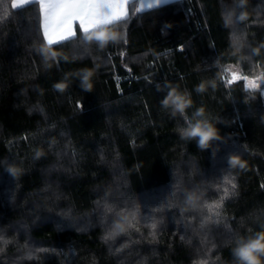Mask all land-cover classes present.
<instances>
[{
  "label": "trees",
  "instance_id": "1",
  "mask_svg": "<svg viewBox=\"0 0 264 264\" xmlns=\"http://www.w3.org/2000/svg\"><path fill=\"white\" fill-rule=\"evenodd\" d=\"M242 10L130 7L102 30L117 42L78 30L46 58L38 4L0 0V264H240V244L264 247V79L228 83L264 77V0ZM197 121L219 131L204 149L181 135Z\"/></svg>",
  "mask_w": 264,
  "mask_h": 264
},
{
  "label": "snow or ice",
  "instance_id": "2",
  "mask_svg": "<svg viewBox=\"0 0 264 264\" xmlns=\"http://www.w3.org/2000/svg\"><path fill=\"white\" fill-rule=\"evenodd\" d=\"M168 2L169 0H155L157 6H162ZM30 3H35L39 6L41 18L40 27L43 40L47 45L42 50L47 58L49 54L51 57H56L57 55V53L48 46L59 45L75 38L77 36V28L84 34L85 40L98 42L100 48L105 47V45L101 47L99 42L101 39L107 41L106 45L109 42H117L121 39V35L118 31L106 32L102 30L113 29L121 23L126 22L130 15L128 5L135 3V0H11V8L13 10L20 9ZM245 3L246 0H239V7L241 9L240 14L243 13L242 9ZM240 14L237 16V20L244 21L240 19ZM225 22L227 24L233 23V15L231 12H226ZM93 33H98L99 38H93ZM234 39L238 42L239 38L234 37ZM179 47L183 50V45ZM256 51L258 52L259 49ZM262 79H264V77L252 78L247 75H241L238 72H232L228 83L231 84L243 80L246 89H258L260 88L258 81ZM66 86L67 85L63 82L56 84V88L61 91H63ZM89 86L91 87V85ZM201 88H203V85H201ZM172 91L173 89L167 91L163 100ZM179 98L182 100L184 99V97ZM78 107L82 108L83 105L78 104ZM36 155L39 156L40 153L37 152ZM236 156L239 157V155ZM231 163L240 168L245 166L240 159H233ZM262 187H264V185H262ZM215 207H219V204L217 203ZM115 227L120 232L124 231L122 225L117 224ZM152 227H156L155 223L152 224ZM249 247H251L253 252H264V247L259 246V239H257L253 241L251 245H246L245 248L241 249L240 255L251 258ZM201 264H207V262L202 261Z\"/></svg>",
  "mask_w": 264,
  "mask_h": 264
},
{
  "label": "clouds",
  "instance_id": "3",
  "mask_svg": "<svg viewBox=\"0 0 264 264\" xmlns=\"http://www.w3.org/2000/svg\"><path fill=\"white\" fill-rule=\"evenodd\" d=\"M244 16L241 14L240 19H243ZM101 47H103L107 41L101 39L100 41ZM92 76L91 71H86L83 74L82 77V86L85 90H91L92 84L90 83V77ZM91 85V87L89 86ZM56 87V85H55ZM181 97L178 93H175L172 91L161 103L165 107H172L174 111L177 112H183L186 107V99L183 100L180 99ZM181 135L184 138H192L195 139L196 137H199L197 141V145L199 148L204 149L211 140L219 139V131L214 127V125H211L208 122H199L197 121L194 124H190L188 128L181 129ZM231 162V161H230ZM259 239V237H257ZM253 243V240H249L246 243H242L238 246V248L235 251L236 256L238 257L240 264H251V258H246L245 256L240 255V250L245 248L246 245H250ZM261 243H264V241H261ZM256 256L257 264H264V252H254Z\"/></svg>",
  "mask_w": 264,
  "mask_h": 264
},
{
  "label": "crops",
  "instance_id": "4",
  "mask_svg": "<svg viewBox=\"0 0 264 264\" xmlns=\"http://www.w3.org/2000/svg\"><path fill=\"white\" fill-rule=\"evenodd\" d=\"M169 1H172V0H169ZM138 4H139V7H138ZM155 6H157L155 4V0H135V3L128 5V9L130 10V7H133L134 10L141 11V10H145L147 8H152ZM78 30L79 29L77 28V31Z\"/></svg>",
  "mask_w": 264,
  "mask_h": 264
},
{
  "label": "rangeland",
  "instance_id": "5",
  "mask_svg": "<svg viewBox=\"0 0 264 264\" xmlns=\"http://www.w3.org/2000/svg\"><path fill=\"white\" fill-rule=\"evenodd\" d=\"M138 7H139V4H138ZM252 78H255V77H252ZM262 80H259L258 83L261 84L262 83Z\"/></svg>",
  "mask_w": 264,
  "mask_h": 264
}]
</instances>
